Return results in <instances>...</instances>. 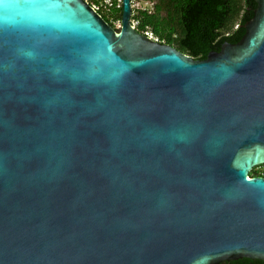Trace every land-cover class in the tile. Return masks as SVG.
Returning <instances> with one entry per match:
<instances>
[{"label":"water","instance_id":"water-1","mask_svg":"<svg viewBox=\"0 0 264 264\" xmlns=\"http://www.w3.org/2000/svg\"><path fill=\"white\" fill-rule=\"evenodd\" d=\"M194 59L87 0H0V264L264 260V0Z\"/></svg>","mask_w":264,"mask_h":264},{"label":"trees","instance_id":"trees-1","mask_svg":"<svg viewBox=\"0 0 264 264\" xmlns=\"http://www.w3.org/2000/svg\"><path fill=\"white\" fill-rule=\"evenodd\" d=\"M87 1L98 7L97 11L110 25L120 22L121 0ZM143 3L148 5L143 7ZM132 5L131 19L137 21L139 32L150 30L161 43L194 59H205L209 52L219 51L223 42L236 43L243 37L244 24L253 17L258 3L256 0H132ZM255 167L249 174L264 176V164ZM218 264H264V260L239 257Z\"/></svg>","mask_w":264,"mask_h":264},{"label":"built area","instance_id":"built-area-1","mask_svg":"<svg viewBox=\"0 0 264 264\" xmlns=\"http://www.w3.org/2000/svg\"><path fill=\"white\" fill-rule=\"evenodd\" d=\"M105 2L107 3L108 0H105ZM134 5V4H133ZM132 5V6H133ZM96 10H97V6L95 5H92ZM132 15V14H131ZM131 23H132V26L136 28V24H137V21L134 20V19H131ZM144 34L148 35L150 38L154 39L155 41H159L158 38L150 31V30H146L144 31ZM160 42V41H159Z\"/></svg>","mask_w":264,"mask_h":264},{"label":"rangeland","instance_id":"rangeland-1","mask_svg":"<svg viewBox=\"0 0 264 264\" xmlns=\"http://www.w3.org/2000/svg\"><path fill=\"white\" fill-rule=\"evenodd\" d=\"M135 5H136V3H135ZM145 5H148V3H143L142 6L144 7ZM103 8L106 11V7H103ZM119 23H120L119 21L118 22H115V27H118L119 26ZM255 169L256 170H260V168H258V167H255Z\"/></svg>","mask_w":264,"mask_h":264},{"label":"snow or ice","instance_id":"snow-or-ice-1","mask_svg":"<svg viewBox=\"0 0 264 264\" xmlns=\"http://www.w3.org/2000/svg\"><path fill=\"white\" fill-rule=\"evenodd\" d=\"M34 2L43 5L44 3H46V0H34Z\"/></svg>","mask_w":264,"mask_h":264},{"label":"flooded vegetation","instance_id":"flooded-vegetation-1","mask_svg":"<svg viewBox=\"0 0 264 264\" xmlns=\"http://www.w3.org/2000/svg\"><path fill=\"white\" fill-rule=\"evenodd\" d=\"M119 24H120V23H119ZM113 27L117 29L119 26H118V27L113 26Z\"/></svg>","mask_w":264,"mask_h":264}]
</instances>
